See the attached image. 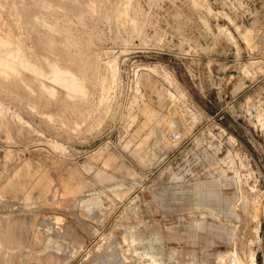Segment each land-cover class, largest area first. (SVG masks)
Returning a JSON list of instances; mask_svg holds the SVG:
<instances>
[{
    "label": "rangeland",
    "instance_id": "obj_1",
    "mask_svg": "<svg viewBox=\"0 0 264 264\" xmlns=\"http://www.w3.org/2000/svg\"><path fill=\"white\" fill-rule=\"evenodd\" d=\"M0 264H264V0H0Z\"/></svg>",
    "mask_w": 264,
    "mask_h": 264
},
{
    "label": "crops",
    "instance_id": "obj_2",
    "mask_svg": "<svg viewBox=\"0 0 264 264\" xmlns=\"http://www.w3.org/2000/svg\"><path fill=\"white\" fill-rule=\"evenodd\" d=\"M191 1V0H190ZM204 25L207 27V23H204ZM246 30H244V32H245ZM161 95V94H160ZM162 96V95H161ZM157 111H156V113L154 114H152V115H150V117H148L147 119H146V122H149L150 120H156L157 122H159V121H161V120H167V118L166 117H162V118H158V116H157ZM147 138V137H146ZM145 138V139H146ZM143 142H145V140H143ZM143 142L141 143V144H143ZM106 161V163H108V164H111V163H113V161H114V156L113 155H110L109 157H108V159H106L105 160ZM121 167H123L124 168V166L122 165ZM236 215H237V217H238V212L236 213ZM235 234V233H234ZM233 239H232V246L231 247H229V248H227V249H225V250H223V251H217L216 252V257L218 258V260H220L221 259V257L223 256V255H225L226 253H228L229 251H231V249H233V247H234V245H235V235L232 237ZM7 257H10V256H7ZM152 257V256H151ZM152 260H155L154 259V257H152Z\"/></svg>",
    "mask_w": 264,
    "mask_h": 264
},
{
    "label": "bare ground",
    "instance_id": "obj_3",
    "mask_svg": "<svg viewBox=\"0 0 264 264\" xmlns=\"http://www.w3.org/2000/svg\"><path fill=\"white\" fill-rule=\"evenodd\" d=\"M234 258L239 261L241 260V258L237 254L234 255Z\"/></svg>",
    "mask_w": 264,
    "mask_h": 264
}]
</instances>
